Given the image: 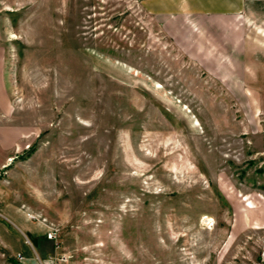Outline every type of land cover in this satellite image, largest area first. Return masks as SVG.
Here are the masks:
<instances>
[{"label":"rangeland","instance_id":"1","mask_svg":"<svg viewBox=\"0 0 264 264\" xmlns=\"http://www.w3.org/2000/svg\"><path fill=\"white\" fill-rule=\"evenodd\" d=\"M222 71L140 0H0V217L59 228L31 261L264 264V76Z\"/></svg>","mask_w":264,"mask_h":264},{"label":"crops","instance_id":"2","mask_svg":"<svg viewBox=\"0 0 264 264\" xmlns=\"http://www.w3.org/2000/svg\"><path fill=\"white\" fill-rule=\"evenodd\" d=\"M140 1L175 47L202 68L226 69L233 78L244 76L245 83L264 76V0ZM13 225L0 217V248L9 257L21 252L28 260L18 263L36 264L33 252L48 257L55 248L43 233ZM28 232L35 240L31 244L24 239Z\"/></svg>","mask_w":264,"mask_h":264},{"label":"built area","instance_id":"3","mask_svg":"<svg viewBox=\"0 0 264 264\" xmlns=\"http://www.w3.org/2000/svg\"><path fill=\"white\" fill-rule=\"evenodd\" d=\"M59 228L56 226H50L48 227L47 231H46V237L53 240L55 243V247L59 246ZM15 257L18 261L20 262H25L26 257L21 253V252H17L15 254ZM60 259L62 260H66L64 255H61Z\"/></svg>","mask_w":264,"mask_h":264},{"label":"trees","instance_id":"4","mask_svg":"<svg viewBox=\"0 0 264 264\" xmlns=\"http://www.w3.org/2000/svg\"><path fill=\"white\" fill-rule=\"evenodd\" d=\"M9 262H11L12 264H20L18 263V261L16 259H14L13 257H8L7 258Z\"/></svg>","mask_w":264,"mask_h":264}]
</instances>
